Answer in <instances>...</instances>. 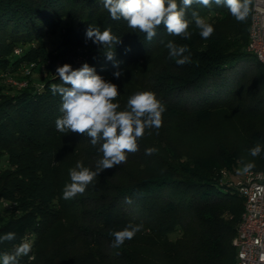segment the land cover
<instances>
[{"label": "trees", "instance_id": "trees-1", "mask_svg": "<svg viewBox=\"0 0 264 264\" xmlns=\"http://www.w3.org/2000/svg\"><path fill=\"white\" fill-rule=\"evenodd\" d=\"M192 11L213 26L209 38L191 22L189 39L169 34L162 24L149 42L126 21L112 20L102 0H0V74L33 61H45L50 70L38 83H0V204L8 211L0 237L15 233L14 240L0 242V254L29 240L32 251L19 264L236 263L232 241L244 200L220 171L234 176L249 162L251 170L264 171V150L249 154L258 143L264 148V66L247 50L251 5L243 22L223 5L194 3L189 20ZM90 25L111 27L121 38L114 61L86 38ZM56 33L57 46L49 49L45 39ZM170 40L188 46L189 63L178 66L169 57ZM86 54L96 73L117 85V111L141 91L155 93L165 110L161 127L146 129L125 163L102 171L83 194L65 200L69 170L82 162L94 171L102 157L100 144L93 147L86 134L55 127L62 115L61 97L51 91L61 83L56 68ZM118 70L120 78L113 75ZM213 124L223 128L210 135V151L189 152L183 136ZM148 148L158 151L146 155ZM129 223L143 228L112 247L110 232Z\"/></svg>", "mask_w": 264, "mask_h": 264}, {"label": "clouds", "instance_id": "clouds-1", "mask_svg": "<svg viewBox=\"0 0 264 264\" xmlns=\"http://www.w3.org/2000/svg\"><path fill=\"white\" fill-rule=\"evenodd\" d=\"M103 7L109 12L112 20H124L130 29L144 33L147 41L151 42L157 35L160 25L174 36L189 39V24L194 22L200 30L203 39L209 38L214 28L201 17L197 11L191 12V20L187 17V10L194 3L211 8L213 4L226 6L230 14L238 21L247 19L252 0H102ZM86 38L94 44L102 46L106 59L115 60V46L121 44V38L112 33L111 27L103 31L99 27L89 26ZM169 57L175 60L178 66L190 62V50L187 45H177L168 41L165 45ZM188 53V55H185ZM119 67V62L114 63ZM113 75L120 78L122 71H115ZM56 77L61 83H53L51 91L61 97L60 115L55 121L56 130L60 133H78L90 138L93 147L100 144L99 151L102 157L95 162V170L84 167L82 162L69 170L70 183L63 190L65 200L72 199L77 194H83L92 184L95 177L106 169L121 165L127 161L126 153H135L138 150L137 140L145 134L146 129H159L162 125V113L165 110L155 93L141 91L132 95L127 101V109L117 111L120 107L114 103L119 92L117 85L106 81L96 73L94 67L87 62L81 67L73 69L70 64L56 68ZM262 146L258 143L249 149L252 157L261 154ZM156 148H148L146 155H153ZM254 164H244L239 171L247 174ZM126 203H131L126 198ZM143 228L141 224L129 223L119 231H112L114 238L112 247L119 248L126 240H131ZM15 233L9 232L0 237V242L12 241ZM33 241L25 240L18 244L12 252L0 254V264H19V258L29 256Z\"/></svg>", "mask_w": 264, "mask_h": 264}, {"label": "built area", "instance_id": "built-area-1", "mask_svg": "<svg viewBox=\"0 0 264 264\" xmlns=\"http://www.w3.org/2000/svg\"><path fill=\"white\" fill-rule=\"evenodd\" d=\"M247 50L264 66V0H252ZM224 181L243 197V211L233 238L235 264H264V171L239 172L230 178L220 171Z\"/></svg>", "mask_w": 264, "mask_h": 264}, {"label": "rangeland", "instance_id": "rangeland-1", "mask_svg": "<svg viewBox=\"0 0 264 264\" xmlns=\"http://www.w3.org/2000/svg\"><path fill=\"white\" fill-rule=\"evenodd\" d=\"M64 29H69L66 27H62L61 31L63 32ZM58 36V33L55 35H49L46 37L45 42L49 44V49H55L57 46V41H55V38ZM25 46L23 47H16L14 49V54L19 56ZM77 55H75V58ZM45 62V61H44ZM43 62V63H44ZM88 62L87 54L78 56L76 59H73L71 61L72 67H80L83 63ZM37 64L36 62H27L20 65L14 64L11 65V67L2 70V74L4 79H0V83H5V85L9 88H14L18 86L25 85L26 80L33 79L35 83L40 82V78L44 76L47 77L50 74V70L46 68V64ZM16 69L15 71L13 69ZM4 71V72H3ZM28 76L25 77V74L29 73ZM26 74V75H27ZM29 77V78H28ZM29 82H32V80H29ZM223 126L220 125H214L212 126V129L204 128L199 130V127L195 129V131L186 134L183 139V143L191 153H207L210 151V135H215L217 132H221V129ZM233 171V170H232ZM230 178H234L233 176H230ZM8 213L7 209L4 208L3 203L0 204V220L3 218L5 219V215Z\"/></svg>", "mask_w": 264, "mask_h": 264}]
</instances>
